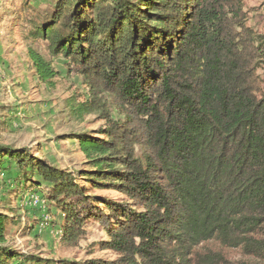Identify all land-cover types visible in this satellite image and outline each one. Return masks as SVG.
Returning <instances> with one entry per match:
<instances>
[{"label":"trees","instance_id":"16d2710c","mask_svg":"<svg viewBox=\"0 0 264 264\" xmlns=\"http://www.w3.org/2000/svg\"><path fill=\"white\" fill-rule=\"evenodd\" d=\"M33 15L23 39L68 61L89 97L67 109L99 127L71 135L86 160L77 176L0 146V175L18 174L5 199L45 184L66 245L101 224L100 248L116 259L88 264L264 263V39L246 25L244 1L55 0ZM29 55L53 87L52 61ZM8 210L0 264H56L6 246L21 221ZM227 250L251 261H231Z\"/></svg>","mask_w":264,"mask_h":264},{"label":"rangeland","instance_id":"374dc122","mask_svg":"<svg viewBox=\"0 0 264 264\" xmlns=\"http://www.w3.org/2000/svg\"><path fill=\"white\" fill-rule=\"evenodd\" d=\"M243 1L246 25L264 39V0ZM54 2L0 0V146L29 150L36 157L77 176L78 171L84 169L86 160L78 141L71 135L97 129L99 125L95 116L79 122L69 112L67 104L75 98L80 102L88 99V88L82 78L72 72L68 61L51 57L47 43L23 39L31 29L33 14L50 12ZM30 49L52 61L59 74L53 87L35 74ZM259 74L264 82V57ZM113 117L121 118L116 111H113ZM17 176L16 172L0 175V212L10 215L8 208H11L16 212L12 217L21 218L20 223L9 225L6 246L22 254L53 260L56 264H88L91 260L116 259L112 252L101 250L100 244L106 237L102 225L97 222L91 221L85 226V234L75 245H66L62 241L59 228L64 224L63 216L46 201L45 184L41 191H27L22 200L12 195L7 201L3 195L17 189L14 183ZM36 179L39 180L38 176ZM89 192L119 198L111 191ZM226 255L231 261H251L239 250H227Z\"/></svg>","mask_w":264,"mask_h":264}]
</instances>
